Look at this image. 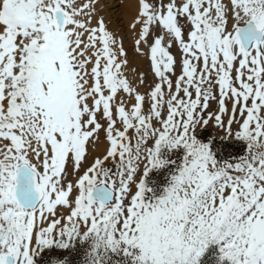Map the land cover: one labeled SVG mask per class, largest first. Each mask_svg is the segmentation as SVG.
Segmentation results:
<instances>
[{
    "label": "snow or ice",
    "instance_id": "obj_1",
    "mask_svg": "<svg viewBox=\"0 0 264 264\" xmlns=\"http://www.w3.org/2000/svg\"><path fill=\"white\" fill-rule=\"evenodd\" d=\"M98 2L0 0V264H264V0H139L144 94Z\"/></svg>",
    "mask_w": 264,
    "mask_h": 264
},
{
    "label": "rangeland",
    "instance_id": "obj_2",
    "mask_svg": "<svg viewBox=\"0 0 264 264\" xmlns=\"http://www.w3.org/2000/svg\"><path fill=\"white\" fill-rule=\"evenodd\" d=\"M151 1L153 2V0ZM163 2L167 3L168 0H163ZM149 39L151 40V37H149ZM170 51L174 55L177 61V64H179V61L181 59L180 51L177 49L175 45H173ZM144 58H143V63H145V65L141 69L140 68L138 69L140 71L138 72L140 73L139 75L141 76V74H143L144 76V83L139 87H135L137 91H139L141 94L148 92L149 88L147 85L154 84L156 81V78L154 77V75L152 74L150 70V60L148 59V56H146L145 59ZM142 69H144L143 73L141 72ZM176 71H177V75H179V72H180L179 67H177ZM173 79H175V77H173ZM210 103H211V108L214 110L216 108L215 101H212ZM143 107L145 110H147V107H148L147 103ZM228 107L229 108L231 107L230 103ZM226 120H227V117H225V121ZM101 123H104V121H101ZM117 127H120V125L118 124ZM128 135L133 138V143H134V131L129 130ZM211 135H214L215 137V139L213 140V150H215L217 152V155L219 156H223L227 158L229 156L240 154L244 151V149L241 147L239 142H236L231 137H225L222 132L217 131L214 133L211 128H209L206 131H203L201 133V138L207 140ZM105 139H106L105 132L103 134L99 133V140H105ZM152 143H153L152 141H149V145H151ZM89 162H90V159H89ZM81 171H83V169ZM142 172H143V166L141 165V168L138 170V174L135 177L137 182H139V180L142 178ZM69 179H72V178L70 177ZM168 181H169V169L165 168V169H160V170H153L147 177L148 186L152 189V193H150V195L154 194L157 197L162 196L164 194L165 187H167L168 185ZM133 191H135V188H133ZM64 211L65 210L62 206H58L57 215H59L60 213ZM63 222L64 221H62V223ZM86 247L87 245H81L79 242H77L75 245V248L71 250L70 255L68 252H63L61 253V255L68 257L70 260V264H75V263L81 264V261L83 260V253ZM219 257H220L219 246L215 244L210 245L208 249L205 251V253L203 254V256L201 257L200 264H220ZM50 258H53L51 253H45L42 259L44 261H47ZM223 264H228V262L223 261Z\"/></svg>",
    "mask_w": 264,
    "mask_h": 264
},
{
    "label": "bare ground",
    "instance_id": "obj_3",
    "mask_svg": "<svg viewBox=\"0 0 264 264\" xmlns=\"http://www.w3.org/2000/svg\"><path fill=\"white\" fill-rule=\"evenodd\" d=\"M148 2L152 3L151 0H148ZM96 7L104 19L108 30L123 44L126 52L125 59L127 61L123 67L125 77L134 87L141 86L140 73H138L140 71L138 69H141L145 65L143 58H146L147 55L145 54L149 52V49L141 43V52L136 51L135 41L139 38L142 27L141 24L136 23L139 17V0H99ZM91 25H97L96 16L92 17ZM143 70L141 71L142 73L144 72ZM121 95L126 96L123 93ZM100 133L103 134L104 132L101 131ZM105 140H99L98 150L93 153L94 155L99 156L103 152L105 153V150L109 147V143ZM89 159L91 162V157Z\"/></svg>",
    "mask_w": 264,
    "mask_h": 264
},
{
    "label": "trees",
    "instance_id": "obj_4",
    "mask_svg": "<svg viewBox=\"0 0 264 264\" xmlns=\"http://www.w3.org/2000/svg\"><path fill=\"white\" fill-rule=\"evenodd\" d=\"M75 264H79V263H75Z\"/></svg>",
    "mask_w": 264,
    "mask_h": 264
}]
</instances>
